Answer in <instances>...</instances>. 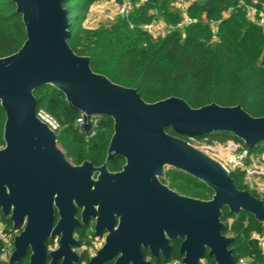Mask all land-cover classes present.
Instances as JSON below:
<instances>
[{
    "label": "water",
    "instance_id": "water-1",
    "mask_svg": "<svg viewBox=\"0 0 264 264\" xmlns=\"http://www.w3.org/2000/svg\"><path fill=\"white\" fill-rule=\"evenodd\" d=\"M13 1L22 15L26 40L16 52L0 57V104L6 116L5 144L0 148V208L12 227L20 228L8 264H17L27 255L29 264H47V255L49 264L59 259L61 264H74L78 253L71 247L70 236L73 227L80 225L74 217L77 206L83 207L85 221L88 210L94 211L101 201L107 215H97L96 234L104 223L110 233L89 264H104L118 253L114 264H143L142 243L153 255L163 248L168 258L169 238L183 239L182 264H202L207 251L212 264H236L235 237L224 233V209L236 216L247 211L264 227V200L239 189L222 162L178 135L229 131L255 147L264 141V116H254L240 104L212 102L193 107L177 96L148 102L136 88L95 72L90 57L71 48L63 0ZM45 84L62 91L68 104L81 112L87 135L94 118H113L108 158L116 153L126 157L121 173L106 170L104 178L94 180L96 168L91 162L71 163L58 144L56 131L36 114L34 91ZM166 166L196 176L213 190L212 197H186L157 185L154 175H164ZM105 168L104 164L100 169ZM119 177L130 180L121 183ZM120 196L133 200L136 208L115 230L109 204ZM56 212L59 220L53 226ZM58 234L59 246L48 252L45 240ZM128 239V247L115 249L114 243Z\"/></svg>",
    "mask_w": 264,
    "mask_h": 264
},
{
    "label": "trees",
    "instance_id": "trees-1",
    "mask_svg": "<svg viewBox=\"0 0 264 264\" xmlns=\"http://www.w3.org/2000/svg\"><path fill=\"white\" fill-rule=\"evenodd\" d=\"M97 1L63 0L62 3L70 22L68 43L77 54L90 57L95 72L136 88L148 102L177 96L193 107L212 102L227 106L240 104L252 115L264 116V29L249 20L246 7L240 5L241 1L252 4L254 0H184L188 3L184 10L175 5L176 0H146L128 16L118 15L98 27L88 28L84 22ZM114 1L121 4L124 0ZM262 3L264 0H258L256 5L261 7ZM184 15L192 22L175 27L166 37L152 36L142 27L155 19L177 25ZM213 22H218L217 31L212 27ZM25 40V25L15 2L0 0V57L16 52ZM34 94L36 110L44 109L60 122L57 141L68 159L74 163L103 159L113 133L112 117H99L97 125L92 127L95 135L90 136L77 125L81 112L68 104L62 91L45 84L35 89ZM5 119L0 104V148L5 144ZM166 130L176 134L171 127ZM209 135L200 137L217 140ZM233 138L247 146L238 137ZM219 139L227 142L232 138ZM247 147L252 153H263L264 141ZM231 176L239 189H247L243 172L232 171ZM212 195L213 190L198 180L196 196L209 199ZM222 217L224 233L235 237L232 248L236 263L241 257L254 255L256 263L264 264L263 247L252 236L254 232L264 234L263 225L247 211L236 216L225 208ZM7 231L13 232V227L7 226ZM173 254L171 260L181 257ZM209 263L205 256L202 264Z\"/></svg>",
    "mask_w": 264,
    "mask_h": 264
},
{
    "label": "flooded vegetation",
    "instance_id": "flooded-vegetation-1",
    "mask_svg": "<svg viewBox=\"0 0 264 264\" xmlns=\"http://www.w3.org/2000/svg\"><path fill=\"white\" fill-rule=\"evenodd\" d=\"M113 134V133H112ZM177 135V134H176ZM180 137L184 136L178 135ZM111 140V139H110ZM188 140L191 144L192 142L189 139ZM193 145V144H192ZM109 146V145H108ZM109 156V150L107 148L106 154L103 157L101 161H95L94 159H83L79 163H74L71 161L72 164H82L84 161H89L92 163L93 167L96 168L93 171L92 178L94 180H97L98 178H104L106 176V170L107 172L111 174H119L124 170V166L126 165V157L122 154H114L113 157L108 158ZM105 164L106 168L100 169ZM154 177L157 179V185H164L167 186L170 190L176 192L179 195H183L186 197H193L198 198L196 196V189L198 184V178L192 174L187 173L186 171H183L181 169L172 167V166H166L164 169V175L155 174ZM153 177V178H154ZM130 179H122L117 178L118 182L125 183L128 182ZM156 183V182H155ZM127 184V183H126ZM160 187V186H159ZM127 189V188H126ZM155 189L159 190V188L155 185ZM124 197L120 196L117 199L112 200V202L109 204L111 207L110 210V220H111V226L113 229L117 230L119 227L121 220L123 218L129 217L130 213H133L134 209V201L130 199H124ZM106 204L104 202H99L94 205V211L88 210L86 220H83V207L77 206V209L75 211L74 217L78 220L80 225H76L73 227V231L71 232V247L73 250L78 253V260L75 262L81 261L82 255H88L89 259L95 255L96 251L101 248L104 243L106 242L107 236L110 233V230L108 227L104 224L101 225L99 234H96V221H97V215H107L106 211ZM59 220V216L56 212L55 219L53 226L56 225V223ZM20 230V228L18 229ZM61 235L58 234L55 237L51 238L50 236L45 240V245L47 247V251L55 249L59 246ZM163 237H167L166 233H163ZM130 240L124 242H117L114 243L115 249H124V247H128L130 245ZM183 239L180 238H169L168 244L171 247L170 256L166 258L163 254V248L158 249L157 255H153L151 253V248L149 246H145L143 243L139 247V251L142 254L141 261L143 264H146L144 262H149L150 264H174V263H182L183 254L180 252V247L182 244ZM179 247V253L182 255L179 258H172L173 252L176 251V246ZM120 253L116 254L113 259L107 260L104 264H114L116 262V259ZM47 264L50 263L51 257L47 255ZM139 260V259H138ZM61 259L58 260L57 264H61ZM74 262V263H75ZM85 262V261H84ZM88 264V263H87Z\"/></svg>",
    "mask_w": 264,
    "mask_h": 264
},
{
    "label": "built area",
    "instance_id": "built-area-1",
    "mask_svg": "<svg viewBox=\"0 0 264 264\" xmlns=\"http://www.w3.org/2000/svg\"><path fill=\"white\" fill-rule=\"evenodd\" d=\"M115 2L114 0H108ZM146 0H140L134 2L133 0H124L119 4V15L128 16L133 9L140 5V3ZM258 0H254L252 4H246L244 1L240 2V5H244L247 9V18L251 21L258 23L264 29V3L258 7ZM175 5L181 9H187L188 3L184 0H176ZM226 14V13H225ZM192 19L184 15V18L177 25L167 24L163 19H155L150 23L144 24L142 27L145 31L155 37H166L167 34L175 27H182L188 23H191ZM218 22H213L212 27L217 31ZM37 116L44 122H46L53 130L57 131L60 127V122L44 109L36 111ZM83 116L78 118L77 125L83 128ZM98 123V118H94L93 126ZM90 136L95 135V131L92 130ZM192 144L199 150L205 152L209 156L222 162L230 172L241 171L244 173V181L248 191L256 193L258 198L264 197V152L262 154L252 153L250 149L240 141L235 139H229L227 142H221L217 140H211L209 137H189ZM251 192V193H252ZM19 233L17 228H13V232L7 231V225L2 220L0 215V262L2 264H8L10 255L14 249L13 240ZM252 236L260 241L263 247L264 253V234L254 232ZM75 262L74 264H76ZM203 263V259H202ZM180 264V263H174ZM182 264V263H181ZM236 264H258L255 262V256H246L239 258Z\"/></svg>",
    "mask_w": 264,
    "mask_h": 264
},
{
    "label": "rangeland",
    "instance_id": "rangeland-1",
    "mask_svg": "<svg viewBox=\"0 0 264 264\" xmlns=\"http://www.w3.org/2000/svg\"><path fill=\"white\" fill-rule=\"evenodd\" d=\"M118 12H119V4H117L116 2H110L108 0H99V1H97V3H95L91 7V9L87 15V18L84 22V25L88 28L98 27L99 25L104 24V23L116 18L119 15ZM57 135L59 138V134H57ZM209 136L212 139H217V140H220L219 138H221V137H230L232 139H234L233 137H235V135L232 134L231 132H225V131H218V132H215V134H213V133L210 134ZM256 154H262V153L257 152ZM252 193L254 195H256L255 192H252ZM0 215L2 217V220L6 223L7 226H9V227L12 226L11 220L9 219L8 216H5L2 213L1 208H0ZM222 221H225L224 217H222ZM239 254H240V252L237 250L236 256H238ZM173 256L174 257L182 256L179 253L178 245L176 246V251L174 252ZM205 256L210 261L209 264H212L213 263V257L208 255V251L205 254ZM89 260L90 259H89V256L87 254L82 255L81 261L79 263H76V264H87V263L89 264ZM17 264H29V255H27L26 257H23ZM106 264H109V263H106Z\"/></svg>",
    "mask_w": 264,
    "mask_h": 264
}]
</instances>
